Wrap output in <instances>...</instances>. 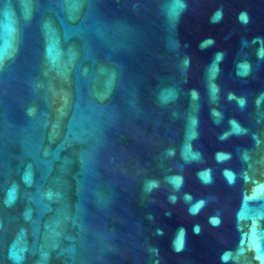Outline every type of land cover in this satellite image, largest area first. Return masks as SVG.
Masks as SVG:
<instances>
[{
  "label": "water",
  "instance_id": "95a60500",
  "mask_svg": "<svg viewBox=\"0 0 264 264\" xmlns=\"http://www.w3.org/2000/svg\"><path fill=\"white\" fill-rule=\"evenodd\" d=\"M0 264H264V0H0Z\"/></svg>",
  "mask_w": 264,
  "mask_h": 264
},
{
  "label": "snow or ice",
  "instance_id": "6c2138e0",
  "mask_svg": "<svg viewBox=\"0 0 264 264\" xmlns=\"http://www.w3.org/2000/svg\"><path fill=\"white\" fill-rule=\"evenodd\" d=\"M242 19H245L244 17H242ZM195 210V209H194Z\"/></svg>",
  "mask_w": 264,
  "mask_h": 264
}]
</instances>
